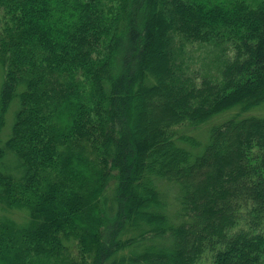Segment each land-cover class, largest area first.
<instances>
[{
	"label": "trees",
	"instance_id": "16d2710c",
	"mask_svg": "<svg viewBox=\"0 0 264 264\" xmlns=\"http://www.w3.org/2000/svg\"><path fill=\"white\" fill-rule=\"evenodd\" d=\"M0 62V264H264V0H0Z\"/></svg>",
	"mask_w": 264,
	"mask_h": 264
},
{
	"label": "rangeland",
	"instance_id": "374dc122",
	"mask_svg": "<svg viewBox=\"0 0 264 264\" xmlns=\"http://www.w3.org/2000/svg\"><path fill=\"white\" fill-rule=\"evenodd\" d=\"M234 53H235V50L233 48L226 49V52H223L221 50L217 51L212 45L195 43L187 47L185 57L187 58L195 74L199 76H202L205 74L218 75L220 73V68L222 66V58L226 57L227 55L233 56ZM181 55L183 56V54ZM199 81H202L201 77H199ZM3 82H4V68L0 62V116L2 112L1 111V88H2ZM154 103L159 105L156 101ZM263 106L254 108L253 110H251V113L254 115H259V114L264 115ZM17 109H18V104L13 103L12 106L9 108L8 112L6 113L5 124L1 132V140L3 141H5L11 134V130H12V126L15 120ZM236 111H237V108L230 109L225 112L226 114H223V115L221 114V116L219 115L220 117L216 116L213 119H211L210 122L213 121L217 117L218 118L216 120H219L221 117H226ZM198 135L200 138V147L198 148V150L201 151L203 149V146L208 141L207 139H205V136L207 135V133L206 131H204L201 133V135L199 133ZM6 164L9 166H14V167L17 165V161L12 153L8 154L7 159H6ZM0 216L10 218L20 225L26 223L27 221L25 210L6 209L1 204H0ZM209 262H210V259L204 257L198 264H208Z\"/></svg>",
	"mask_w": 264,
	"mask_h": 264
}]
</instances>
